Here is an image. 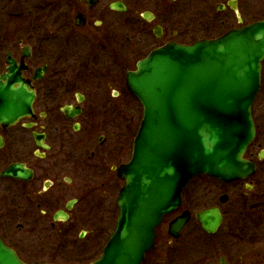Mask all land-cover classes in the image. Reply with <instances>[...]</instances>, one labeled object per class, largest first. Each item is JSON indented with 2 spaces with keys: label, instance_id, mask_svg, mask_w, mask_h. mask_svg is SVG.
I'll use <instances>...</instances> for the list:
<instances>
[{
  "label": "flooded vegetation",
  "instance_id": "1",
  "mask_svg": "<svg viewBox=\"0 0 264 264\" xmlns=\"http://www.w3.org/2000/svg\"><path fill=\"white\" fill-rule=\"evenodd\" d=\"M260 3L0 0V15L8 23L0 34L7 51L1 73L11 56L23 66V76L36 94L33 116L0 123L2 242L27 264H89L97 259L103 247L98 249V243L117 210L123 185L118 169L133 150V140L127 144L129 130L124 123L135 107L122 102L124 97L137 100L126 85L127 72L169 41L215 38L264 20ZM192 8L194 25L171 22L184 19ZM148 33L153 46L136 58L138 39L134 47V37ZM131 57L135 62H128ZM262 65L253 105L256 137L246 153L257 169L244 180L226 183L235 187L242 204L232 206L229 220L221 205L208 206L220 208L223 217L218 231L210 234L196 212L184 205L183 195V204L171 219L189 209L190 221L175 238L168 229L167 237L157 230L144 264H156L164 253L172 256L179 246L186 252L200 236L209 241L219 237L216 249L227 251L220 257L228 264H264V61ZM224 194L225 202L221 201ZM229 197L228 191L218 201L224 204ZM178 240L180 245L173 247Z\"/></svg>",
  "mask_w": 264,
  "mask_h": 264
},
{
  "label": "water",
  "instance_id": "2",
  "mask_svg": "<svg viewBox=\"0 0 264 264\" xmlns=\"http://www.w3.org/2000/svg\"><path fill=\"white\" fill-rule=\"evenodd\" d=\"M263 60L264 20L213 39L170 41L127 72L126 84L142 106V118L132 157L118 169L124 184L117 195L115 227L101 256L89 264H142L154 245L157 226L182 205L191 179L206 174L233 182L256 170L245 154L256 136L252 107ZM7 63L0 74L1 124L33 116L36 98L23 66L11 56ZM219 210L196 212L210 234L222 223ZM189 212L169 223V234L179 235ZM219 263L228 264L223 257ZM0 264L27 263L0 238Z\"/></svg>",
  "mask_w": 264,
  "mask_h": 264
},
{
  "label": "rangeland",
  "instance_id": "3",
  "mask_svg": "<svg viewBox=\"0 0 264 264\" xmlns=\"http://www.w3.org/2000/svg\"><path fill=\"white\" fill-rule=\"evenodd\" d=\"M252 1H256L261 2L260 4L264 5V0H252ZM186 17H184V19H176V20H172L171 22H175L177 23H185L186 26L188 25H194L196 20L194 18V10L192 8V11L189 13H186ZM7 22L5 20V17H2L0 15V34L3 33V30L5 32L7 27ZM128 36H131L130 34H127ZM2 35H0V73L5 69L4 67L6 66L5 63V58L6 57V50H4L2 48V40H1ZM138 39V49L136 52V58L140 57L142 54L146 53L148 51V49H151V47L153 46V41L150 43L151 41V35L148 33L144 36H135L134 37V47L136 40ZM124 44H126V41L124 39ZM128 62H135V59L133 57H131L130 61ZM125 106H129V104H132L135 107V112H133V116H126V122H125V118H124V124L125 126L128 128L129 130V134L128 136H126V140H127V144L129 145L132 140L133 137L136 133L137 128L139 127L140 121H141V117H142V108L141 105L138 101H132V100H127L125 97L123 98V102H122ZM127 103V104H126ZM256 109V108H255ZM258 115V111L255 110V116ZM133 118V119H131ZM235 187L234 186H230L226 183L220 182L217 179H214L212 177L206 176V175H202L199 176L197 178H195V180L193 179L192 181H190L189 185L187 186V188L185 189V192L183 193L184 195V205L191 209V213H195L197 210H201L203 208H206L210 205L213 204H219L221 205L227 213L226 216V220L230 219L228 217V213L229 210H231L233 205L236 204H242V201L239 200L240 195L238 196L236 193H234ZM230 194V197L228 199V201H226V203L222 204L220 203L219 197L225 193L228 192ZM117 214V210L115 211V213L113 214V216H111V221L109 223L105 231V233L103 234V236L101 237L100 242L98 243V249H101V247L105 244V241L107 239L106 236H108V234L111 232L112 228H113V224H114V220L115 219V215ZM177 213H174L172 216L176 215ZM172 216L170 217H166L163 221V223L159 226L158 228V232L160 233L159 235L161 236H165L167 237V229H168V223L171 220ZM194 221V218H193ZM192 221V222H193ZM192 222H190V226H192ZM189 226V227H190ZM181 240V239H180ZM180 240L176 241L177 243H175V245H173V247H177L180 244L178 243ZM160 242L162 241L161 239L159 240ZM215 243H212V242ZM220 239L219 237L213 239L212 241H209L207 239H205L203 236H200L198 238V240H195L194 243L190 244L191 248H189L186 252H184V250L181 249V247L179 246L176 251L173 252V254H171L172 256L168 257V254L164 253L163 255L158 256V259L161 258V260H157L156 264H219V257L221 255H224V253H226V250H217L216 249V245L220 244ZM186 243V242H185ZM182 243V244H185ZM159 251V250H158ZM160 254H162V251L160 252ZM146 264V263H145ZM149 264H153L152 262H150Z\"/></svg>",
  "mask_w": 264,
  "mask_h": 264
}]
</instances>
